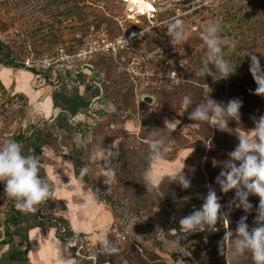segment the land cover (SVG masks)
I'll return each instance as SVG.
<instances>
[{
    "label": "rangeland",
    "instance_id": "1",
    "mask_svg": "<svg viewBox=\"0 0 264 264\" xmlns=\"http://www.w3.org/2000/svg\"><path fill=\"white\" fill-rule=\"evenodd\" d=\"M154 1L157 18L152 27L148 20L142 19V24L127 20L128 6L124 0H0V42L8 46V49L13 50L19 57L24 58L31 57L40 50L54 47L59 40L66 42L75 36L78 38L91 23L107 29L112 35L121 31L122 24L127 27L140 25L146 28L142 39L136 42L133 48L126 50L128 53L121 56L122 60L120 57L113 58L117 64L118 73L126 71L119 67L123 57L144 65L151 60L153 63L151 69L155 71H158L164 64H168L170 68L178 70V82L150 86H157L156 88L159 89L161 86H172L173 88L192 83L203 86L205 96L209 93L211 97L213 90L221 89L217 86L219 80L212 79L206 84L197 81V77L202 74L203 63L201 61L207 52L200 38V32L206 24L219 19L222 24L220 35L230 42L229 46L224 47L226 53H229L244 36H247V32L251 33L255 28V19L264 14V0ZM178 14L189 30V34L185 41L175 47L170 43L167 26L177 18ZM260 26L264 27L262 24ZM0 67L9 69L5 66ZM212 68L214 70V67ZM14 69L15 74L19 71L31 72L19 67ZM15 74L13 80L16 79ZM26 76L30 78L29 84L35 92L41 90L39 101L51 95V88L38 85L32 80V76ZM16 85L14 80V83L7 88L0 79V143L10 140L12 134L20 129H25L29 121L35 122L44 117L46 119L52 114L42 112V109L39 112L35 111L29 98L16 92ZM150 86H137L133 113L130 114L129 110H114L112 105L108 107L110 113L105 117L97 136L89 142L91 154L85 165L88 169L86 173L105 188L103 191L105 195L113 197L112 202L103 201L100 207H91V219L95 227L97 224L95 218L100 219L102 214L110 217L109 223H105L104 232L96 234L98 241L96 240L95 248L92 245L95 241L91 240L89 248L91 254L96 257L93 263L96 264L99 259L101 264H105V261H109V264H227L226 257L220 255L218 251V241L223 238L226 231L223 223H217L216 231L210 229L207 232L194 233V237L188 241L185 239L186 236L179 234L180 231L176 228L180 218L202 205L203 197L207 195L209 186L216 188L218 196L221 197L220 203L224 206L223 210L228 212L231 220L229 227L235 229L240 217L246 215L243 209H228L227 205L233 198L234 191L224 194L215 182L221 166L218 164L214 167L213 160L222 161L228 158L216 154L213 156V151L219 144L217 130L212 128L211 138H207L203 134V126L188 119V113L192 108L187 109L182 116L178 113L183 111V99L178 100L179 102L162 101L160 90L149 91L152 89ZM170 91V89L166 90V93ZM145 95H151L153 103L146 102L147 105H142L141 102H145L143 101ZM223 96V100L228 98L227 90ZM261 100L264 103V95H261ZM120 101L119 99V103ZM163 102L164 105L169 104L171 112L168 113V117L164 114ZM256 113H259L258 110ZM254 118L257 117H251V122L247 125L248 130L255 127ZM166 119L178 120L174 131L165 129ZM144 120L147 122L145 123ZM229 127L233 130L237 129L230 123ZM238 130L244 131L240 128ZM154 132L163 136L171 146V151L162 157L158 164L160 172L167 173L177 166L184 168L185 175L191 181V187L188 189H183L163 176L161 184L149 193L143 184V172L149 162L141 164L138 154L134 157V160L138 162L136 164L127 163L125 165L117 160L118 156L121 157L118 151L121 145L126 150L125 163L127 162V150L133 149L141 154L148 153V142L154 138L152 136ZM226 133L236 140L233 133ZM149 134L151 139L147 138ZM198 138L212 143V147H206L204 141L197 140ZM113 144L116 148L109 155V149ZM58 150L60 151L55 152L49 147L45 148L40 157L41 163L44 167L51 164L56 167L54 170L60 175L63 171L67 175L64 169L59 171V166L55 165V161L57 157L68 159L70 147L66 149L58 147ZM106 160H110L120 171L116 174L113 170L106 169L104 167L107 164ZM66 178L67 176L61 178L62 182ZM106 178L110 183H105ZM53 182L52 188L55 193L56 185L60 183ZM81 182L87 192H93L89 184L82 179ZM140 184L145 187L138 189ZM0 187H3L2 183ZM250 201L254 205L253 212L248 215V223L251 226L259 198L253 196L250 197ZM60 203L63 205L61 201ZM6 216V201L0 199V218L3 225L0 238L7 237L4 223ZM114 229L125 233L126 239L120 242ZM109 235H114L118 246H121L114 253L103 248L101 244V241H109ZM15 239L18 238L15 237ZM87 239H89L88 236ZM100 255L103 257L101 258ZM182 257L187 260L182 261ZM229 264H252L251 256L246 254L237 260H229Z\"/></svg>",
    "mask_w": 264,
    "mask_h": 264
},
{
    "label": "trees",
    "instance_id": "2",
    "mask_svg": "<svg viewBox=\"0 0 264 264\" xmlns=\"http://www.w3.org/2000/svg\"><path fill=\"white\" fill-rule=\"evenodd\" d=\"M91 24L87 26L85 31H87ZM261 24L264 25V14L260 18L255 19V28L251 31V33L247 32V36H244V38L241 39L240 43L232 48L229 53H226V49H224L225 59L231 65L236 67V72L226 79H220L217 83L218 88L222 90V94L218 93L216 90H213L211 96V98H213L214 100L222 103H227L231 99H239L240 101H242V107L240 109V121L232 120L229 123L244 131L248 130L249 126L247 125L251 122L252 116H256L258 119L261 115H264V103L261 100V95L256 94L255 90L258 85L249 70L250 57L248 56V54L251 52L256 54L258 57H260L261 66L264 67V27H261ZM72 42L78 44L79 39L77 38V36L66 42H63V40H59L54 47L50 49L40 50L34 55H41L47 52H51L60 43ZM8 48V46L0 42V63L3 66L17 68L19 67V65L24 63L26 58H28L19 57V55L15 54L13 50H9ZM127 53V51L120 53V59L122 60L121 56ZM261 57L263 60L261 59ZM113 58V56L102 55L93 60L96 68L103 71L105 74V81L103 82L104 99L98 100L94 104L92 110L93 113L99 117L98 120L94 119L93 116H91V114L89 113V104L91 95L99 94V91L91 92V90L88 89V91L82 93L78 87H75L71 83L66 82L62 83L59 87L56 88L52 86L49 87V85H44L51 88V98L53 102L52 109L54 110L55 108H60L59 114L52 122L45 120V117L35 122L29 121L30 123L27 124L25 129H20L19 131L12 134L10 140L19 142L25 155H33L39 160V175L43 178V182L49 185L51 194L46 200L36 206V211L34 212H21L15 207L14 201L5 199L7 216L4 220V223L6 227L5 233L7 237L3 238L0 243H10L14 241L15 237H17L19 239V243L26 245L28 248V246L30 245L29 231L30 229L36 227L45 229L54 228L56 230L57 237L66 245H69V242L75 238L77 240H80V236H82V234L80 235L74 232L71 228L69 219L60 214L62 205L59 199L54 195V190L52 188L54 182L48 177L46 169L42 165V161L40 160L44 149L47 147L56 152L60 151L58 150V147L66 149L69 146L70 153L67 155V157L73 164V168L77 177L90 185V189L93 191L97 202L102 203L103 201H113V197L111 195H105L103 193L105 188L99 185L95 181V179L90 178L87 173L81 175L82 170L85 168L87 160H89L91 154V146H89V142H92L95 136H97V133L99 132V129L101 128L105 117L110 113L109 109H106V102L109 101L114 107V110H129L130 114L135 111L134 96L137 92V86L141 85L140 83L136 82L128 72L122 70L123 73H118L117 64L114 61L115 58ZM131 61L132 59H125L123 57L122 63L127 66V64H129ZM141 63L144 62L141 61ZM201 63H203V61H201ZM145 64L146 65H142L149 68L153 67V63L151 60H148V62ZM213 71H215V68ZM31 73L34 80L35 72L31 71ZM197 81L202 84H206L212 81V77L204 76L202 73L197 77ZM45 82L47 83V81ZM110 87L112 89H110ZM156 87L157 86H150V88L152 89H145H148L149 91L152 90L153 92L154 90L158 89ZM167 88L171 90L168 93H166V90H169ZM158 90H160L161 92L160 96L163 97L161 98L162 101L176 102L178 100H182L185 95H188L192 99V107H195V105L197 104L206 102L204 87L198 86L197 84L189 83L183 87L174 86L173 88L172 86H161ZM226 90L228 91L229 96L228 98L223 100V95ZM21 96L26 97L24 94H21ZM119 99L121 100L120 103ZM141 104L145 105L146 102H141ZM163 107L164 114L166 117H168V113L171 112L169 109V104L164 105L163 102ZM257 110L259 112L258 114L256 113ZM80 115H84L85 119H77V121H75L74 119ZM144 122L146 123L147 121L144 120ZM198 123L203 126V134L207 138H211L210 135L212 126L207 122ZM216 130L217 137L219 138V144L213 151V156L215 154L227 156L228 152L232 151L235 148L238 141L226 132H222L218 129ZM142 138L145 139L146 137ZM147 138L151 139L152 137L149 134ZM232 139H234V141L231 142ZM58 145H60L61 147ZM124 149V146L121 145L120 150H118L121 153V157L118 156L117 159L119 163H123L125 165H127V163L136 164L138 162L134 160V157H136L137 154L138 160L141 164H144L146 161H148V153L143 152L141 154L133 151L132 149L127 150V162L125 163L124 160H126V150ZM107 161L108 162L104 167L108 170H113L114 173L117 174L120 171L117 170V166H114L113 163L110 162V160ZM115 164L117 165V162ZM141 185L142 184L139 185L138 189L145 187ZM0 191H3V187H0ZM176 228L180 231L179 234L183 236L185 235L181 232L179 224ZM193 237L194 235L191 234L185 239L188 241ZM109 242L110 246H115L119 249L121 248V246H118L117 239L114 235H109ZM71 250L75 255L76 247H71ZM89 254V249H83L81 257H77L75 255L76 258L74 264H94L93 259L88 257ZM186 260V258L184 259V257H182V261ZM96 264H101L99 259L97 260Z\"/></svg>",
    "mask_w": 264,
    "mask_h": 264
},
{
    "label": "clouds",
    "instance_id": "3",
    "mask_svg": "<svg viewBox=\"0 0 264 264\" xmlns=\"http://www.w3.org/2000/svg\"><path fill=\"white\" fill-rule=\"evenodd\" d=\"M222 24L219 19L209 22L200 32V38L206 46L207 52L203 59L202 73L211 76L213 80L226 79L236 72V67L231 65L224 54V47L230 42L220 35ZM189 30L179 18L167 26V35L170 43L178 46L185 41ZM143 35V33H141ZM234 47V45L232 46ZM250 72L258 87L256 94L264 95V67L261 66L260 57L253 52L249 53ZM210 66H214L215 71ZM178 82V81H177ZM206 102L192 107V99L185 95L182 100L183 111L178 112L181 116L189 108L188 119L194 122H207L212 128L222 132L233 133L238 143L234 150L228 152L227 159L222 161L213 160V166L218 164L221 171L216 177V184L224 194L234 191L233 198L228 202V209H243L246 215L240 217L235 229L229 227L231 220L228 212L223 210L220 203L221 197L217 190L209 186L207 195L203 197V203L199 208L179 219L180 230L187 236L207 232L210 229L216 231L218 222L223 223L226 231L223 238L218 241L219 254L229 260H237L239 257L250 254L252 264H264V115L254 118L255 127L246 131L233 130L229 127L232 120L240 121V109L242 101L231 99L227 103L214 100L207 93ZM178 120H165V129L174 131ZM154 137L148 142V167L143 172V184L147 192L155 190L166 176L171 182L183 189L191 187V181L184 173V168L179 166L162 174L158 164L162 157L171 151V146L163 136L153 133ZM203 140L206 147L211 148L212 143ZM116 145L109 149L112 154ZM108 161L106 160V163ZM40 162L33 155H25L19 142L5 140L0 143V183L3 184V192L0 199L12 200L15 207L21 212H34L36 206L50 196L49 185L43 182L39 175ZM88 171L82 170L81 175ZM105 183L110 181L106 178ZM259 198L255 206L253 224L248 223V215L253 212L254 205L250 197ZM159 229L157 233L159 234ZM109 241H101V244L109 251L116 252L115 246H109ZM179 251V249H177Z\"/></svg>",
    "mask_w": 264,
    "mask_h": 264
},
{
    "label": "built area",
    "instance_id": "4",
    "mask_svg": "<svg viewBox=\"0 0 264 264\" xmlns=\"http://www.w3.org/2000/svg\"><path fill=\"white\" fill-rule=\"evenodd\" d=\"M128 6L126 19L136 24H142L143 20H148L154 26L157 18V8L154 0H124ZM149 27V26H148ZM145 28V27H144ZM142 26L127 27L122 24L119 33L112 35L107 29L91 24L90 28L78 36L79 42L60 43L53 51L41 55H33L26 58L19 68L35 72L34 82L38 85H49V87H59L62 83H71L78 87L82 93L91 90L99 91V94L91 95L89 113L94 119L99 117L93 113V106L98 100L103 98V82L105 74L96 68L93 60L98 56L109 55L118 59L119 54L134 47L144 36L145 30ZM143 33V35H141ZM1 64V63H0ZM121 67L126 70L131 77L141 86L174 84L179 79V72L175 68H170L164 64L158 71L146 67L136 61H131L127 66L120 62ZM2 65V64H1ZM47 81V83L45 82ZM111 106L106 102V109ZM60 112V108L53 110L52 116L45 120L52 122ZM85 119L80 115L74 120ZM64 231V229H63ZM116 236L120 242L126 239V234L117 231ZM71 247H76L75 255L82 256V250H90V242L87 237L80 236L69 242ZM89 258L96 261V257L91 254Z\"/></svg>",
    "mask_w": 264,
    "mask_h": 264
},
{
    "label": "crops",
    "instance_id": "5",
    "mask_svg": "<svg viewBox=\"0 0 264 264\" xmlns=\"http://www.w3.org/2000/svg\"><path fill=\"white\" fill-rule=\"evenodd\" d=\"M0 66L3 67V65ZM7 68L9 69H2L0 67V79L3 85L8 88L15 80L17 83L15 86L16 92L26 95L34 106L35 111L39 112L42 109V112L45 111V113L50 115L53 112L51 95L39 101L41 90L35 92L29 84L30 78L26 76L29 75L31 77V72L19 71L16 75L14 68ZM10 73L11 76H9ZM14 74L16 79L13 80ZM55 165L59 166V171L64 169L67 173L66 175L63 171L62 175H60L58 171L54 170L55 166L51 164L45 165L48 177L55 181L56 184L57 182L60 183V185H56L54 193L63 204L60 214L69 219L74 232L83 236L86 235V237L88 236L90 243L91 240L92 242L94 240L95 242L92 245L95 248L98 241L96 234L104 232V227L109 223L110 217L107 214H102L100 219L95 218L97 222L95 227V223L91 219V207H100L101 203L95 200L93 192H87L84 189L83 183L77 177L73 164L69 159L57 157ZM66 176L67 178L63 179L62 182L61 178H65ZM1 221L2 219L0 218V237L1 229L3 230ZM2 239L0 238V241ZM29 241L30 245L28 248L26 245L20 244L19 239H14V241L7 244L0 243V264H74L76 257L71 250V246L60 241L54 228L45 229L36 227L30 229ZM103 248L105 247L103 246ZM100 257L102 258L103 256L100 255ZM105 262V264H109V261Z\"/></svg>",
    "mask_w": 264,
    "mask_h": 264
},
{
    "label": "water",
    "instance_id": "6",
    "mask_svg": "<svg viewBox=\"0 0 264 264\" xmlns=\"http://www.w3.org/2000/svg\"><path fill=\"white\" fill-rule=\"evenodd\" d=\"M217 92H218V93H221V90H217ZM143 101H145V102L151 104V103H153V97H152L151 95H145V96L143 97Z\"/></svg>",
    "mask_w": 264,
    "mask_h": 264
},
{
    "label": "bare ground",
    "instance_id": "7",
    "mask_svg": "<svg viewBox=\"0 0 264 264\" xmlns=\"http://www.w3.org/2000/svg\"><path fill=\"white\" fill-rule=\"evenodd\" d=\"M48 103V102H47Z\"/></svg>",
    "mask_w": 264,
    "mask_h": 264
}]
</instances>
